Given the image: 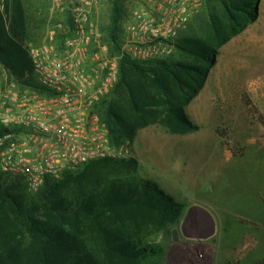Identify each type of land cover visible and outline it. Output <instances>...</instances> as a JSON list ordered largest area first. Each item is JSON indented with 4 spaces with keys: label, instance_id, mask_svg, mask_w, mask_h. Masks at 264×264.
Listing matches in <instances>:
<instances>
[{
    "label": "trees",
    "instance_id": "16d2710c",
    "mask_svg": "<svg viewBox=\"0 0 264 264\" xmlns=\"http://www.w3.org/2000/svg\"><path fill=\"white\" fill-rule=\"evenodd\" d=\"M215 1L219 10L203 21L202 37L174 42L175 51L193 64L119 58L117 81L95 106L113 145L132 143L140 129L151 125L171 135L198 131L184 106L197 96L217 49L256 18L257 0ZM14 3L10 31L0 17V66L20 87L45 93L22 48L29 18L21 3ZM124 3L110 0L103 35L109 54L119 51ZM246 104L258 112L249 100ZM138 166L135 158L92 160L58 180H46L33 194L25 193L20 180L0 174V264H161L165 248L154 239L167 237L185 205L155 182L137 177Z\"/></svg>",
    "mask_w": 264,
    "mask_h": 264
},
{
    "label": "rangeland",
    "instance_id": "374dc122",
    "mask_svg": "<svg viewBox=\"0 0 264 264\" xmlns=\"http://www.w3.org/2000/svg\"><path fill=\"white\" fill-rule=\"evenodd\" d=\"M137 2L125 0L122 21ZM14 4L10 0L6 31ZM254 7L255 20L217 49L197 96L184 106L198 131L171 135L151 125L130 143L137 177L155 182L185 205L167 237L154 239L165 248L161 264H264V0ZM218 10L215 0H203L178 37H202L203 21ZM109 16L110 0H104L99 10L103 35ZM38 21L29 18L26 45L42 42L47 22ZM166 59L193 64L175 49Z\"/></svg>",
    "mask_w": 264,
    "mask_h": 264
},
{
    "label": "built area",
    "instance_id": "2783aa9c",
    "mask_svg": "<svg viewBox=\"0 0 264 264\" xmlns=\"http://www.w3.org/2000/svg\"><path fill=\"white\" fill-rule=\"evenodd\" d=\"M104 0H47V29L38 46L25 43L36 84L20 87L0 66V174L29 193L97 159L134 158L130 142L110 141L95 106L118 78V60L164 59L203 0H138L120 24L119 51L109 54L99 25ZM10 0H0L6 30ZM8 32V31H7Z\"/></svg>",
    "mask_w": 264,
    "mask_h": 264
},
{
    "label": "crops",
    "instance_id": "0c3cea01",
    "mask_svg": "<svg viewBox=\"0 0 264 264\" xmlns=\"http://www.w3.org/2000/svg\"><path fill=\"white\" fill-rule=\"evenodd\" d=\"M24 6V14L30 19L44 23L46 21V12L48 10L47 0H26V3L22 4ZM38 12V13H37ZM44 26V25H43Z\"/></svg>",
    "mask_w": 264,
    "mask_h": 264
},
{
    "label": "water",
    "instance_id": "95a60500",
    "mask_svg": "<svg viewBox=\"0 0 264 264\" xmlns=\"http://www.w3.org/2000/svg\"><path fill=\"white\" fill-rule=\"evenodd\" d=\"M171 236H172V241H176L177 240V231H176V229H173L171 231Z\"/></svg>",
    "mask_w": 264,
    "mask_h": 264
}]
</instances>
